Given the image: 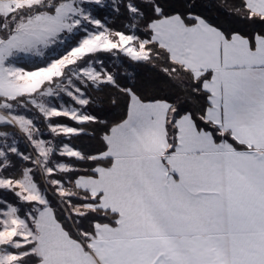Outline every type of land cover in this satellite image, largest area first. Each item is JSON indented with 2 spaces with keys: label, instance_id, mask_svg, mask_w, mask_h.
<instances>
[{
  "label": "crops",
  "instance_id": "obj_1",
  "mask_svg": "<svg viewBox=\"0 0 264 264\" xmlns=\"http://www.w3.org/2000/svg\"><path fill=\"white\" fill-rule=\"evenodd\" d=\"M246 2L264 16V0ZM151 27L194 76L210 71L205 117L218 131L184 112L173 144L172 104L130 92L99 154L105 163L75 179L115 223L97 222L87 244L43 205L39 222L48 217L50 227L35 244L47 251L38 264H264V35L227 37L180 14Z\"/></svg>",
  "mask_w": 264,
  "mask_h": 264
},
{
  "label": "rangeland",
  "instance_id": "obj_2",
  "mask_svg": "<svg viewBox=\"0 0 264 264\" xmlns=\"http://www.w3.org/2000/svg\"><path fill=\"white\" fill-rule=\"evenodd\" d=\"M55 1L0 0V264L47 254L31 245L50 227L39 222L43 205L58 202L71 221L95 209L74 173L103 148L96 89L116 84L124 58L155 53L142 4L151 0Z\"/></svg>",
  "mask_w": 264,
  "mask_h": 264
},
{
  "label": "trees",
  "instance_id": "obj_3",
  "mask_svg": "<svg viewBox=\"0 0 264 264\" xmlns=\"http://www.w3.org/2000/svg\"><path fill=\"white\" fill-rule=\"evenodd\" d=\"M61 1L56 0L55 5ZM142 4H145L144 11H146L145 15L149 25L155 19L180 14L189 25L197 22L198 18H205L222 30L227 37L239 33L248 36L253 41L256 35H264V16L252 12L246 0H151L150 2L143 1ZM55 5L44 9L54 11ZM41 9L37 8L36 11ZM120 16L126 18L125 13ZM150 33L153 35L152 31ZM153 43L155 53L150 56V59L133 61L124 58V65L118 69L120 75L117 77L116 84L109 83L96 89L95 98L101 103L96 114L101 112V115L99 114L98 119L94 121L93 131L97 136L100 134L102 137V151L107 147L105 138L111 127L121 122L127 115L130 92H135L144 100L165 99L172 104L169 131L173 144H175L177 134V117L184 112H190L200 127L212 129L215 133L218 131L205 117L210 105L209 92L202 88V82L210 75V71L201 77H196L190 69L175 61L166 47L160 45L157 40ZM104 135L105 138H103ZM87 138L86 145L95 140L90 136ZM105 161L97 158L92 165L85 166L86 169L76 170L74 184L77 176L93 173V168ZM75 189L88 200L97 201L96 198L78 188L76 184ZM51 206L56 210L58 220L62 222L64 228H67L70 234L77 239L82 238L76 233L74 227L83 233H88L90 237L94 234L97 222L115 223L116 221L113 213L99 208L90 209L83 217H73L71 221L58 202H53ZM86 238H88L87 235ZM35 244L33 242L31 245ZM30 257L33 260L32 264H38L41 261L36 251L31 252Z\"/></svg>",
  "mask_w": 264,
  "mask_h": 264
}]
</instances>
